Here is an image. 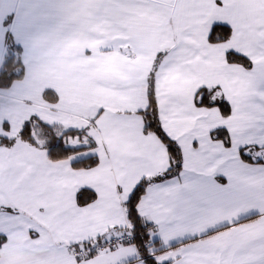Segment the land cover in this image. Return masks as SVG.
Here are the masks:
<instances>
[{
	"label": "snow or ice",
	"instance_id": "obj_1",
	"mask_svg": "<svg viewBox=\"0 0 264 264\" xmlns=\"http://www.w3.org/2000/svg\"><path fill=\"white\" fill-rule=\"evenodd\" d=\"M0 264H264V0H0Z\"/></svg>",
	"mask_w": 264,
	"mask_h": 264
}]
</instances>
